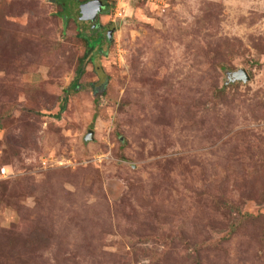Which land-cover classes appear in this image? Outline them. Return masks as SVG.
Here are the masks:
<instances>
[{
  "label": "rangeland",
  "instance_id": "rangeland-1",
  "mask_svg": "<svg viewBox=\"0 0 264 264\" xmlns=\"http://www.w3.org/2000/svg\"><path fill=\"white\" fill-rule=\"evenodd\" d=\"M90 1L0 0V264H264V0Z\"/></svg>",
  "mask_w": 264,
  "mask_h": 264
},
{
  "label": "water",
  "instance_id": "water-1",
  "mask_svg": "<svg viewBox=\"0 0 264 264\" xmlns=\"http://www.w3.org/2000/svg\"><path fill=\"white\" fill-rule=\"evenodd\" d=\"M55 3V0H53ZM103 2L102 1H92L83 5L81 7V12L79 14L78 19L83 22H96L98 20L99 15L103 11ZM111 32L108 33V38H110ZM226 85H234L237 83L248 84L250 82V77L247 71L240 69L238 71H226ZM94 132H90L86 138L88 141L94 140L93 138Z\"/></svg>",
  "mask_w": 264,
  "mask_h": 264
},
{
  "label": "trees",
  "instance_id": "trees-1",
  "mask_svg": "<svg viewBox=\"0 0 264 264\" xmlns=\"http://www.w3.org/2000/svg\"><path fill=\"white\" fill-rule=\"evenodd\" d=\"M61 1L63 3V0H61ZM58 4H60V3H58ZM67 5L68 4H62V5H60L61 10L62 11H65V12L68 11ZM59 14L62 15V12H59ZM63 17H64V19H66L67 22L71 20V16H70V13L69 12H67L66 16H63ZM101 42H102V38L100 37L97 40H95L94 42H91V43L87 42L88 43L87 46L89 47V50H92L93 51ZM85 59H86V57L82 58L80 60V62H79V68L77 70V78L75 79L74 83L71 85V89H73V88L75 90L78 89V83H79L80 79L82 78L83 73H84V70H85ZM228 87H229V85H228ZM230 87H232V86H230ZM65 101H67V98L65 99ZM63 110H64V107H63ZM0 128H1V121H0Z\"/></svg>",
  "mask_w": 264,
  "mask_h": 264
},
{
  "label": "clouds",
  "instance_id": "clouds-1",
  "mask_svg": "<svg viewBox=\"0 0 264 264\" xmlns=\"http://www.w3.org/2000/svg\"><path fill=\"white\" fill-rule=\"evenodd\" d=\"M99 1H102V0H99ZM91 2V1H90ZM105 3H103V5H104ZM106 5V4H105ZM105 10V8H104V6H103V11ZM103 11H102V13H103ZM89 23H92V22H89Z\"/></svg>",
  "mask_w": 264,
  "mask_h": 264
},
{
  "label": "built area",
  "instance_id": "built-area-1",
  "mask_svg": "<svg viewBox=\"0 0 264 264\" xmlns=\"http://www.w3.org/2000/svg\"><path fill=\"white\" fill-rule=\"evenodd\" d=\"M6 173V170H2V175L4 176Z\"/></svg>",
  "mask_w": 264,
  "mask_h": 264
},
{
  "label": "flooded vegetation",
  "instance_id": "flooded-vegetation-1",
  "mask_svg": "<svg viewBox=\"0 0 264 264\" xmlns=\"http://www.w3.org/2000/svg\"><path fill=\"white\" fill-rule=\"evenodd\" d=\"M104 8H106V5L104 4ZM109 31H107V35H108Z\"/></svg>",
  "mask_w": 264,
  "mask_h": 264
}]
</instances>
